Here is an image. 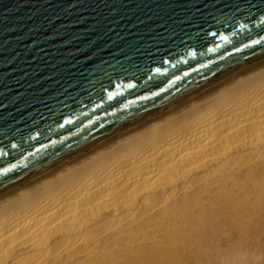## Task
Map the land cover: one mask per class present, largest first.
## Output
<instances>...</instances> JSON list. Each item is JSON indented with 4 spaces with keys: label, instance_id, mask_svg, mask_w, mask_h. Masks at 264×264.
<instances>
[{
    "label": "water",
    "instance_id": "obj_1",
    "mask_svg": "<svg viewBox=\"0 0 264 264\" xmlns=\"http://www.w3.org/2000/svg\"><path fill=\"white\" fill-rule=\"evenodd\" d=\"M262 67L264 0H0V203Z\"/></svg>",
    "mask_w": 264,
    "mask_h": 264
},
{
    "label": "bare ground",
    "instance_id": "obj_2",
    "mask_svg": "<svg viewBox=\"0 0 264 264\" xmlns=\"http://www.w3.org/2000/svg\"><path fill=\"white\" fill-rule=\"evenodd\" d=\"M0 264H264V67L0 203Z\"/></svg>",
    "mask_w": 264,
    "mask_h": 264
},
{
    "label": "snow or ice",
    "instance_id": "obj_3",
    "mask_svg": "<svg viewBox=\"0 0 264 264\" xmlns=\"http://www.w3.org/2000/svg\"><path fill=\"white\" fill-rule=\"evenodd\" d=\"M253 43H259V41H253Z\"/></svg>",
    "mask_w": 264,
    "mask_h": 264
}]
</instances>
